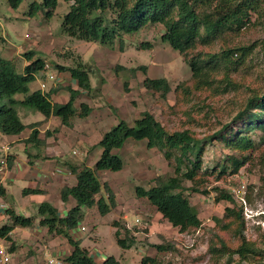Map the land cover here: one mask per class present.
Wrapping results in <instances>:
<instances>
[{
    "label": "trees",
    "instance_id": "1",
    "mask_svg": "<svg viewBox=\"0 0 264 264\" xmlns=\"http://www.w3.org/2000/svg\"><path fill=\"white\" fill-rule=\"evenodd\" d=\"M5 1L15 9L23 0ZM64 1L69 2V9L63 14L62 31L78 39L111 44L149 24L162 25L161 39L180 54L190 68L191 77L175 88L176 103L170 109L175 114H183L178 124L168 126L148 111H143L132 125L118 119L97 142L100 154L92 167L63 161V165L74 175L75 182L60 187L58 195L62 202L72 198L74 205L60 214L52 202H40L36 212L39 224L47 232L66 239L70 250L62 258L63 262L96 264L72 231L78 227L84 208L95 206L104 215L115 206L111 188L106 182H100L98 173L120 170L123 161L114 150L122 148L128 139H134L145 140L148 147L158 148L173 167L172 175L156 176L149 187L136 185V196L146 199L179 233L187 234L199 229L203 221L188 195L208 194V185L212 180L225 179L228 172L237 173L253 156L264 161V0ZM58 3L59 0H31L27 15L31 17L41 13L49 19ZM34 54V51L24 53L28 63L22 71L17 70L12 59L0 57V134L17 135L30 129L24 142L39 147L44 144L37 128L40 121L24 124L17 108L39 111L45 118L55 116L61 124L68 125L77 113L76 97L92 87L88 70L78 62L73 67L57 66L60 71H68L78 86V89L67 87L69 97L65 102L51 100V94L57 90L54 87L47 91H30L29 84L38 72L45 69L44 60L34 57ZM256 56L260 66H256L258 63L251 65ZM240 70L257 71L258 75L235 77ZM143 84L162 97L170 91L164 77H146ZM241 86L244 93L234 101L235 107L226 105L224 110L227 115L222 118L223 114L214 101L230 93L237 96ZM201 94L205 95L203 99ZM18 95L22 98H17ZM189 97H196L199 101L182 112L183 102H188ZM79 107L80 116H86L91 111L86 103H80ZM195 126L204 127L206 131L197 132ZM254 136H257V141ZM214 143L221 144L229 153L220 163L204 168L206 146ZM6 164L12 166L11 155L7 156ZM102 190L105 194L101 193ZM212 190L215 201L224 200L230 205L224 208L223 217L214 218L207 248L211 259L217 262L225 257L223 264H230L234 255L242 261L261 258L264 255V236L262 246L247 239L242 204L225 187L216 185ZM42 192L36 187L23 189L24 194ZM4 193L5 188L0 183V196ZM5 212L11 224L0 227V239L11 240L9 234L14 226L30 227L34 224L32 216H23L13 208H6ZM112 225L118 245L124 249L131 247L136 237L125 223L114 220ZM152 246L158 252L173 248L172 243L166 241L152 243ZM102 264L122 263L108 256ZM140 264L175 263L144 255Z\"/></svg>",
    "mask_w": 264,
    "mask_h": 264
},
{
    "label": "rangeland",
    "instance_id": "2",
    "mask_svg": "<svg viewBox=\"0 0 264 264\" xmlns=\"http://www.w3.org/2000/svg\"><path fill=\"white\" fill-rule=\"evenodd\" d=\"M30 1L23 0L14 9L5 0H0L2 57L5 56L3 54L5 51L10 50L12 54L18 51L20 57L13 56L12 60L14 59L15 66L20 71L25 62L21 54L34 51V57L39 56L45 63V69L37 73L38 78L44 80L45 72L62 78V82L54 87L58 91L54 98L52 97L54 102H65L68 99L67 87L78 89L70 73L60 71L57 66L73 67L78 62L83 63L88 70L92 87L91 90L83 91L76 97L74 104L77 113L70 119L68 125L61 124L58 117L45 118L39 111L17 108L24 124L41 121L39 127L47 125L42 133V139L50 150L58 151L55 157L58 164L65 160L74 163L82 160L85 165L92 166L100 153L98 140L118 119L132 125L143 111H148L168 126L180 122L183 114L173 113L170 107L176 103V86L190 79L191 71L180 54L161 39L162 25L149 24L133 34L124 35L121 40L101 44L70 37L62 31V18L69 9V2L59 0L54 15L46 19L41 13L31 17L27 15ZM254 63H258L256 66L261 65L257 56L253 58L251 65ZM240 75L256 76L258 72L240 70L235 77L239 78ZM146 77L166 78L170 91L162 97L148 90L143 84ZM52 82L46 79L48 87H51ZM34 84L32 82L30 86ZM243 93L244 87L241 86L237 96L230 93L214 101L215 106L219 107L223 114L222 118L227 115L224 110L226 105L235 107L234 101ZM201 96L203 99L205 95ZM188 100L183 102L182 112L199 101L196 97H189ZM80 103L89 105L91 111L88 115L78 114ZM184 118L186 119L185 115ZM195 129L197 132L206 131L204 127L195 126ZM25 132L26 130L22 131ZM254 138L257 141V136ZM7 140V135H1L0 160L10 156L11 147L12 150L21 147L18 142L11 143ZM28 148L32 150L29 144ZM73 150H78L79 153L75 154ZM40 152H43V149H40ZM114 152L122 159V168L118 171L103 170L98 173V177L100 182H106L111 188L115 206L104 215H101L95 206L84 208L78 225L85 228L77 236L80 246L88 250L96 264H102V260L108 256H113L122 264H140L144 255L156 256L164 262L172 261L175 264H223L225 257L215 262L207 253L214 218L223 217L224 208L230 205L224 200L215 201L212 187L216 185L228 189L235 200L242 204L244 234L247 239L255 241L258 246L263 245L264 161L258 156H253L237 173L228 172L225 179L212 180L208 185V194L188 195L203 224L193 232L181 234L176 227L162 219L159 212L146 199L137 197L134 190L136 185L149 187L156 176L173 174V167L164 159L161 151L156 147H148L145 140L128 139L122 148L115 149ZM227 153L229 151L219 143L207 144L203 167L210 168L215 163H220ZM10 170L11 168L6 165L4 173L0 171V181L3 179L2 183L6 187L4 195L0 196V205H5L0 207V227L11 224V219L5 212L9 207L23 216H32L34 224L30 227L14 226L9 234L11 240L0 239V248H4L10 255V260L6 264H48V257L64 258L68 249L66 239L47 232L46 228L39 224V217L36 216L38 204L47 199L59 207V212H64L57 193L53 188H49L43 193L45 197L40 193L24 194V188L35 184H31L23 177H14L12 182L8 183ZM238 188L241 189L239 193L235 192ZM101 193L105 194L104 190ZM114 220L125 223L135 235L136 240L131 247L124 249L118 245L114 234L115 227L112 225ZM163 241L172 243L173 248L158 252L152 246V243ZM55 249L62 252L60 256L53 253ZM230 264H264V255L261 258L243 261L234 255Z\"/></svg>",
    "mask_w": 264,
    "mask_h": 264
},
{
    "label": "crops",
    "instance_id": "3",
    "mask_svg": "<svg viewBox=\"0 0 264 264\" xmlns=\"http://www.w3.org/2000/svg\"><path fill=\"white\" fill-rule=\"evenodd\" d=\"M5 52L6 53H3L5 55L4 58L12 59L13 56H19L20 57V55L18 54V51H15L13 54H12V52H10V50L5 51ZM0 57H2L1 54H0ZM22 57L25 59V62L23 63V67H24L28 63V60H26V58L24 57V53L21 54V58ZM13 61H14V59H13ZM23 67H22V69H23ZM22 69L20 71H22ZM41 80L42 79L38 78L37 74H36L35 80L32 81L35 84L33 86H30L32 82L29 84L30 91H32L34 89H39V83ZM61 80H62V78L58 77L57 82L51 83V87H55L57 83H61L62 82ZM49 87L46 85V88L44 91H46L47 88L49 90L51 88V87L50 88ZM81 92H83V91H81ZM57 93H58V91L52 93L51 99H52V97L54 98L55 94H57ZM17 98H22V95H18ZM35 122H37V121H35ZM29 123H32V122H29ZM29 123H27V124H29ZM37 128L39 131V136L42 138L43 137L42 133L47 128V125L44 124V127L38 126ZM25 130H26L25 133L21 132L20 134H17V135H7V139H8L7 142L14 143L16 141V142H18L19 146L21 145V147H18L16 150H12V147H11V150L9 151V154L13 157V164L10 167L11 170L9 171L10 172L9 174L12 176L9 175V177H7L8 183L12 182L14 177H23L24 179H28L31 182V184H35V186L34 185L29 186L30 188L36 187V188L41 189L43 192L40 194H42L43 196H44L43 193L45 191H47V189L53 188V191H55V193H57V196L59 199L58 191H59L60 187H62L63 185L74 184L75 177L66 168V166L63 165V163L58 164L55 161V157L57 156L58 151H53L52 149L50 150V148L45 146V144H43L39 147H37L35 145L32 146L29 143L26 144L24 142V140L28 137L30 129H25ZM1 135H3V134H0V137H1ZM28 144H29V146L31 145L32 150H30L28 148ZM40 149H43V152H40ZM76 151H77V153H79L78 150H76ZM83 156H84V154H83ZM77 162H78V164H84L83 163L84 161H82V160L77 161ZM94 163L92 164V166L94 165ZM92 166L90 165V167H92ZM4 168H6V166H1V172H3ZM55 168H60L61 172L57 173L55 175L54 179L51 180V182L46 181L43 178V175L45 173H47L48 171L53 170ZM1 180H2V182H4L3 179H1ZM2 182L0 181V183L3 184V187L6 189V187L4 186V183H2ZM45 182H46V184H45ZM47 200L49 201V199H47ZM59 202H61V205H63L62 207L64 208V212L69 207L74 205V200L72 198H68V200L66 202H62L59 199ZM57 208H59V207L57 206ZM64 212H59V213H64ZM69 250H70V246L68 245L67 253L69 252ZM53 253L60 256V254L62 252L59 251V249H58V251L55 249V251H53Z\"/></svg>",
    "mask_w": 264,
    "mask_h": 264
},
{
    "label": "built area",
    "instance_id": "4",
    "mask_svg": "<svg viewBox=\"0 0 264 264\" xmlns=\"http://www.w3.org/2000/svg\"><path fill=\"white\" fill-rule=\"evenodd\" d=\"M46 79H50L54 83L57 82L56 75L49 73V72H45L44 80H41L39 83V89L42 91H44L46 88V85H47ZM73 153H77V151L73 150ZM6 163H7V156L3 157L0 160V171H1V166H6ZM59 172H61V169L55 168V169L50 170L47 173H45L43 175V178L46 181H51L52 179H54L55 175ZM235 192L239 193V192H241V189L238 188ZM0 207H5V205L1 204ZM84 229H85L84 226H78L77 228L73 229V231H72L73 236L77 238V236H79L84 231ZM9 260H10L9 253L4 248H0V262L2 264H6L7 262H9ZM47 262H48V264H64L63 259H61V257H58V258L48 257Z\"/></svg>",
    "mask_w": 264,
    "mask_h": 264
}]
</instances>
